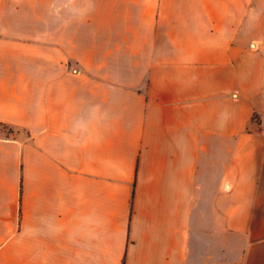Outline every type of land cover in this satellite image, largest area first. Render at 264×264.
I'll use <instances>...</instances> for the list:
<instances>
[{
    "label": "crops",
    "instance_id": "obj_1",
    "mask_svg": "<svg viewBox=\"0 0 264 264\" xmlns=\"http://www.w3.org/2000/svg\"><path fill=\"white\" fill-rule=\"evenodd\" d=\"M261 5L0 0V264H264Z\"/></svg>",
    "mask_w": 264,
    "mask_h": 264
},
{
    "label": "rangeland",
    "instance_id": "obj_2",
    "mask_svg": "<svg viewBox=\"0 0 264 264\" xmlns=\"http://www.w3.org/2000/svg\"><path fill=\"white\" fill-rule=\"evenodd\" d=\"M260 12L264 13V5L260 6ZM252 47H254V44H252ZM0 137L2 138H14V137L25 138L26 133L25 131H22V130L11 129L9 127L0 126Z\"/></svg>",
    "mask_w": 264,
    "mask_h": 264
},
{
    "label": "trees",
    "instance_id": "obj_3",
    "mask_svg": "<svg viewBox=\"0 0 264 264\" xmlns=\"http://www.w3.org/2000/svg\"><path fill=\"white\" fill-rule=\"evenodd\" d=\"M0 126H3V127H9V128H11V129H14V128H12V127H10V126H8V125H5V124H0Z\"/></svg>",
    "mask_w": 264,
    "mask_h": 264
}]
</instances>
